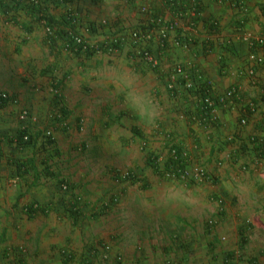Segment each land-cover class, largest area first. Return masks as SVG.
I'll list each match as a JSON object with an SVG mask.
<instances>
[{
    "label": "crops",
    "instance_id": "1",
    "mask_svg": "<svg viewBox=\"0 0 264 264\" xmlns=\"http://www.w3.org/2000/svg\"><path fill=\"white\" fill-rule=\"evenodd\" d=\"M143 6L149 11L142 12ZM0 9V85L8 79L5 72L17 74L25 87L36 85L34 75H47L46 91L58 90L52 95V110L65 117L105 113L108 99L117 94L122 100L119 113L127 111L123 102L146 100L156 105L151 113H171V119L175 114L170 135L178 137L172 146L186 152V161L210 172L206 183L163 176L157 185L132 192L118 185V194H107L105 206L93 201L105 199L104 182L92 189L85 179L71 196L73 186L65 181L61 188L67 185L62 190L72 199L67 198L64 207L52 186L53 166L43 168L34 157V167L18 169V162L33 155L10 161L0 142V264H264V44L255 49L262 59L253 63L252 48L241 39L245 30L264 36V0H40L38 5L0 0ZM154 15L164 16L170 26L163 46L159 26L150 25ZM46 24L54 28L52 36ZM142 30L151 33L150 40L131 36ZM76 34L96 50L92 56L80 47L75 52L69 39ZM145 43L159 59L158 66L151 67L143 58ZM103 44L111 47L100 49ZM120 54L124 57L118 58ZM177 65L194 69L192 86L185 77L172 79ZM33 87L20 105L38 98L40 86ZM208 91L214 103L210 108L203 98ZM228 92L232 96L223 101ZM13 99L6 105H17ZM34 114L37 120L28 127L33 135L42 131L35 136L38 146L50 148L44 133L51 130L55 139L54 131L43 129L40 115ZM15 118L16 113H0L2 125ZM0 131L5 133L1 126ZM142 133L133 132L145 144ZM8 161L20 174L17 184L8 182ZM51 163L56 164L54 154L45 164ZM77 197L88 203L87 216L75 213L67 224L64 218L50 216L55 211L50 214L48 209L54 207L57 215L66 208L69 214ZM36 198L45 202L44 215L37 217L50 216L49 223L26 221L25 203ZM106 245L107 260L102 258Z\"/></svg>",
    "mask_w": 264,
    "mask_h": 264
},
{
    "label": "rangeland",
    "instance_id": "2",
    "mask_svg": "<svg viewBox=\"0 0 264 264\" xmlns=\"http://www.w3.org/2000/svg\"><path fill=\"white\" fill-rule=\"evenodd\" d=\"M151 19H153V17ZM150 25H155V23ZM112 26L115 27L116 25L113 24ZM156 28L158 29L157 25ZM133 32L134 31L130 32L132 33V37ZM120 57L123 58L124 55H118V58ZM16 61L18 62L19 60ZM18 67L19 64L16 63L15 68L17 69ZM37 67L38 65L35 66V68ZM5 75L8 79L4 78V83L6 84L4 86L0 85V92L6 91L7 93H10L17 99L18 103L17 105H14L11 102L8 105L0 107V113H16V118L10 121L9 125H2L0 122V126L5 131V133L0 131V142L3 143L4 151L8 154L10 161H23L33 155V157L37 158L38 163L42 165L43 168L53 166L52 173L54 181L52 186L55 187V193L59 196V200L63 203L64 207H66L72 199L70 198L72 196V190H76L78 192L81 187L76 185L81 181L84 182L85 179L88 180L86 183L92 182V189H96V185L99 182L105 183V185H102V189H106L105 199L98 201L100 198L96 199L93 197V199L95 198L93 200L95 205L101 202V204L105 206L103 201L105 200L109 204L108 199L112 197L115 190H118V185L126 186V189L130 188L129 190L132 192L136 189L146 188L147 185H157V181H159L163 176L170 177L167 176V172H156L153 166L149 163V157L155 156V161H157L158 164L164 168V165L167 163L170 156V147L172 146V142L178 137V135H170L171 130L175 129L173 125H175L177 121L175 120V114L171 119L169 117L171 113H164L165 116L164 114L151 113L152 109H155L156 105L151 104L149 106V103L146 100H142L141 103L139 101L123 102V106L126 107L127 111L126 113H119L122 109V100L118 99L117 94L116 96L113 95L108 99L107 111H105V113L81 112L73 113V115L69 113L65 117L63 113H55V111L52 110V95L55 96L56 91L58 90L54 87L51 89L52 91H46V88L49 87L46 83L48 80L45 78L47 75H34L36 77V85L34 87H25L23 86L25 83L22 86L19 85L21 79L17 74L12 75L11 72L7 74L5 72ZM22 81L25 82L26 80L22 79ZM38 84L40 86L38 91H36L38 98L35 101H31V97L30 102L26 105H20L19 100L23 102L27 101L28 99L25 98L30 97L31 90L29 91V89L32 87L36 88ZM21 87L23 89L22 91L20 90ZM126 95H128V91ZM20 96H22L23 99H20ZM34 104L38 105L34 107ZM4 107L8 110L4 111ZM22 107L28 108L32 113L40 115V122L43 129L51 128L54 131L55 142L50 148L43 145L44 143H40L38 146L37 141H35L34 151L33 147L26 149V147L23 148L17 144L15 135L18 129V113ZM138 111L139 113H137ZM182 122L186 124L187 121L182 119ZM136 125L140 127L139 130L143 131L142 139L145 140V144L133 134L132 128ZM173 134H176V132H173ZM169 137L170 140L168 142ZM175 143L177 144V142ZM36 145L38 146L37 148ZM181 152L186 153L182 150ZM53 154L56 164H45L48 158L53 157ZM10 161L6 163L11 166V169L7 168L6 170L8 172L7 175L9 176L8 182L17 184L21 180L19 179L20 174H17L15 164L10 163ZM52 161L55 162L54 160ZM193 165V163L186 161L185 158L186 169H191ZM130 176H133V179L137 178L141 182H132V179L129 178ZM44 177L46 176L44 175ZM111 178L118 179L119 182H112L110 180ZM63 181H68L73 186V188L69 190L71 191L69 193V195H71L70 197H68V194L65 195V191L61 188ZM185 182L196 183L193 181ZM206 182L208 181H205V183ZM107 194H109L110 197L109 195L107 196ZM114 194H118V191ZM78 196L81 198L79 194ZM54 197L56 198V196ZM67 198H70L68 202ZM79 198L75 200L76 204L80 205L79 209L81 212L78 213L85 214L87 216V214L91 212V209L89 210L88 206L85 205L88 203H85L82 200L79 201ZM43 200L44 199L42 198H36L31 202L28 201L25 203L26 205L24 204L26 207L24 206L25 211H23V213L26 215L24 217L28 223H33L34 220L42 223H49L50 221H48V218H50V216L56 219V216L64 218L65 224L68 222L71 223V219H75L73 216L75 212L71 210L72 203L71 205L69 204L70 215L67 213V208L64 214L57 215L58 212L56 207H54L52 209H48L50 214L52 211H55L54 214H49L50 216L47 219H39L37 216H40V213L45 208V202H41ZM55 202H57V200ZM34 204L37 205V207H34ZM221 204L222 202L220 205ZM32 205H34V211H31L33 210L31 209ZM84 205L86 207H84ZM41 214L44 215L43 212ZM105 218H107V216ZM84 219H82L80 223L82 227L83 224H85V221H83ZM69 229L70 231L72 230L71 227H69ZM81 236L83 237V235Z\"/></svg>",
    "mask_w": 264,
    "mask_h": 264
},
{
    "label": "built area",
    "instance_id": "3",
    "mask_svg": "<svg viewBox=\"0 0 264 264\" xmlns=\"http://www.w3.org/2000/svg\"><path fill=\"white\" fill-rule=\"evenodd\" d=\"M29 2H31L33 5H38L40 3V0H28ZM142 12L146 13L149 11L148 6H143L141 8ZM3 10L0 9V19L3 16ZM153 23H156L159 26V39H160V43L163 46L164 42L166 41L167 37H168V33H169V29L170 26H167L166 24V20L164 19V17L159 16L157 18H153ZM174 25V24H173ZM172 25V26H173ZM45 27V26H44ZM46 33L48 36H52L54 34V28L51 25L46 24ZM151 34V33H150ZM148 32L145 31H134L133 32V37L135 38V40L138 41H148L151 39V36ZM241 39L246 41L249 46L252 48V53L250 54V60L253 63H259L260 60L262 59V56L258 53H256V48L259 45H263L264 44V36L261 35H257L252 31H243L241 33ZM74 48L75 50H77L78 47H80L82 50H85L89 47H91L90 44H88L86 41H84L83 37L80 34H76L74 36ZM141 54L143 56V58L145 59V61L151 66V67H156L159 65V59L155 56V54L153 53L150 45L148 43H145L144 45L141 46ZM194 73V69H189L182 65H177L175 66L174 70H173V74H172V79L176 80L178 79V77L181 76V78L185 77L186 81H187V85L188 86H192L193 85V74ZM250 73H253V70H250ZM192 77V78H191ZM232 96L231 92H228L227 95L223 98V101L229 99ZM2 99H10V95L7 92H1L0 93V101ZM214 105L213 101L209 100L208 101V106L212 107ZM212 115L214 116V113H212ZM20 120L22 122V128L23 129H27V133L24 136V140H29L30 138V134H32V132L30 131V128L28 127V124L31 123L32 121H36L37 120V116L32 113L29 109L26 108H22L19 114ZM242 124H245L247 122L246 118H243L241 120ZM45 136L46 137H53V133L51 130H46L45 131ZM178 155V157L176 156ZM170 157L173 158H179L182 159L185 163V158H186V154L183 152H179L178 154V149L174 146L170 147ZM167 176H179L181 179L185 180V181H193L196 183H203L205 181H208L210 179V172L208 171V169L203 166V165H199V164H194L191 169H186V167L181 168V170H179V174L177 173H172V172H167ZM63 189H67V185L63 184L62 186ZM35 205V204H34ZM33 205V206H34ZM34 207H37V205H35ZM212 222V221H210ZM109 250H110V245H106L104 248V251L102 252V258L107 260L109 258Z\"/></svg>",
    "mask_w": 264,
    "mask_h": 264
},
{
    "label": "trees",
    "instance_id": "4",
    "mask_svg": "<svg viewBox=\"0 0 264 264\" xmlns=\"http://www.w3.org/2000/svg\"><path fill=\"white\" fill-rule=\"evenodd\" d=\"M159 16H161V15H154V17L153 18H157V17H159ZM162 17H164V16H162ZM154 22V21H153ZM54 23V20L53 19H50L49 20V24H53ZM74 40V38L73 37H70V39H69V42L70 41H73ZM116 45H117V43L115 44V43H113L112 44V46L113 47H116ZM106 46L108 47V48H110L111 46L110 45H108V44H103V46H101L100 47V49H106ZM120 45H119V43H118V47H119ZM107 48V49H108ZM79 50H81V51H83L87 56H92L95 52H96V50L95 49H92L91 47H89V48H87V49H85V50H82L81 48L79 49ZM75 52H79L78 50H76ZM209 90V89H208ZM207 95H209V91H208V94L206 93V95H203V98H204V104L207 106L208 105V101L209 100H211L212 98H210V97H207ZM7 102H8V99H2L1 101H0V107L1 106H4V105H6L7 104ZM216 103V102H215ZM210 108V107H209ZM207 114H211V113H207ZM205 117V116H204ZM42 131H39L38 132V134H36V135H33V134H30V138H29V140H24V136H25V134L27 133V129H23L22 127H19L18 129H17V132H16V135H15V139L17 140V144L18 145H25V146H30V145H34L35 146V139H36V137L35 136H39V135H41L42 133H41ZM134 132V134L136 135V134H139V129H136V130H134L133 131ZM139 136V135H138ZM44 137H45V135H44ZM55 139H53L52 137H47V138H45V142H47L48 144H53L55 141H54ZM178 154H179V150H178ZM177 157H178V155H176ZM155 156H153V157H149V163L153 166V168L155 169V171L156 172H159V173H164V172H172V173H177V174H179V170H181V168H184L185 167V163H184V161L182 160V159H179V158H173V157H170L169 156V158H168V161H167V163L164 165V168H162L161 166H160V164H158V162L157 161H155ZM18 169L20 168H22L23 166L25 167V168H27V166L28 167H30V168H32V167H34V157H32V158H30V159H27V160H25V162L23 163H20V162H18ZM48 172H50V171H48ZM129 178H131L132 179V182H136V181H138V179L136 178H134L133 179V176H130ZM63 182H65V181H63ZM75 206L77 207V208H75ZM72 210L75 212V213H78V212H81V210L79 209L80 207H78V204H76V202H75V204H74V206L72 205ZM75 208V209H74ZM31 209H33V210H31V211H34V207H33V205H32V207H31Z\"/></svg>",
    "mask_w": 264,
    "mask_h": 264
},
{
    "label": "clouds",
    "instance_id": "5",
    "mask_svg": "<svg viewBox=\"0 0 264 264\" xmlns=\"http://www.w3.org/2000/svg\"><path fill=\"white\" fill-rule=\"evenodd\" d=\"M2 92H6V91H2ZM1 93V92H0ZM9 94V93H8ZM10 95V99H8V101H10V100H13L14 101V99H13V96L11 95V94H9ZM26 109H28V108H26ZM30 110V109H29ZM21 111V110H20Z\"/></svg>",
    "mask_w": 264,
    "mask_h": 264
}]
</instances>
